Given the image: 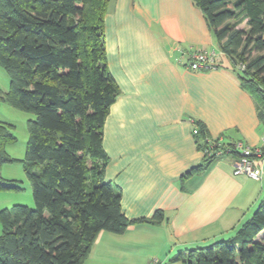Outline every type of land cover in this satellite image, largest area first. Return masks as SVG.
Here are the masks:
<instances>
[{
    "label": "trees",
    "instance_id": "trees-1",
    "mask_svg": "<svg viewBox=\"0 0 264 264\" xmlns=\"http://www.w3.org/2000/svg\"><path fill=\"white\" fill-rule=\"evenodd\" d=\"M193 1L264 126V0ZM109 2L0 0V65L11 78L0 105L35 115L27 121L23 161L36 205L0 210V264H83L100 232L124 233L133 223H161L164 217L157 210L129 219L122 188L105 176V121L121 93L107 55ZM14 127L0 122V168L18 160L6 149L17 141ZM196 129L205 153L197 168L240 157L241 139L226 133L212 138L200 121ZM8 188L21 186L0 175V189ZM167 264H264V198L236 235L181 250Z\"/></svg>",
    "mask_w": 264,
    "mask_h": 264
},
{
    "label": "crops",
    "instance_id": "crops-1",
    "mask_svg": "<svg viewBox=\"0 0 264 264\" xmlns=\"http://www.w3.org/2000/svg\"><path fill=\"white\" fill-rule=\"evenodd\" d=\"M105 32L121 90L105 121V176L122 188L129 219L164 217L100 232L83 264H167L181 250L233 237L264 197V177L235 174L234 156L197 168L205 153L194 129L200 121L212 138L258 147L264 126L203 11L193 0H110ZM203 50L218 53V68L189 66V54Z\"/></svg>",
    "mask_w": 264,
    "mask_h": 264
},
{
    "label": "rangeland",
    "instance_id": "rangeland-1",
    "mask_svg": "<svg viewBox=\"0 0 264 264\" xmlns=\"http://www.w3.org/2000/svg\"><path fill=\"white\" fill-rule=\"evenodd\" d=\"M10 84L11 78L9 73L0 65V92H8L10 90ZM34 117L35 115L33 113L20 110L8 103L0 105V122L13 124L15 126L13 131L17 136V141L7 144L6 149L9 154L18 159L17 161L4 164L0 168V175L6 183L21 186V189H0V210L6 207L12 208L16 204H25L30 207H36L31 181L26 174L24 167L25 162L23 161L26 155L27 142L29 139L27 121ZM9 180L14 181L11 182ZM259 204L260 201L255 205L253 213ZM1 232L2 225L0 223V233Z\"/></svg>",
    "mask_w": 264,
    "mask_h": 264
},
{
    "label": "built area",
    "instance_id": "built-area-1",
    "mask_svg": "<svg viewBox=\"0 0 264 264\" xmlns=\"http://www.w3.org/2000/svg\"><path fill=\"white\" fill-rule=\"evenodd\" d=\"M218 53L215 50L195 51L189 54V66L194 70L215 69V59ZM197 132V129H194ZM241 155L234 162L235 174H247L248 176L261 180L264 175V138L261 146L252 147L243 141L237 143ZM230 151V150H228ZM221 154V152H219ZM150 264H159L156 260Z\"/></svg>",
    "mask_w": 264,
    "mask_h": 264
}]
</instances>
